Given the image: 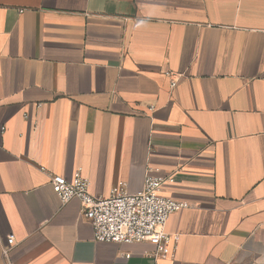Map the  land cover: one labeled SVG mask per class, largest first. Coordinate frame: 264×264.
<instances>
[{
	"label": "crops",
	"instance_id": "crops-1",
	"mask_svg": "<svg viewBox=\"0 0 264 264\" xmlns=\"http://www.w3.org/2000/svg\"><path fill=\"white\" fill-rule=\"evenodd\" d=\"M77 171L171 177L175 255L96 241ZM0 264H264V0H0Z\"/></svg>",
	"mask_w": 264,
	"mask_h": 264
},
{
	"label": "built area",
	"instance_id": "built-area-1",
	"mask_svg": "<svg viewBox=\"0 0 264 264\" xmlns=\"http://www.w3.org/2000/svg\"><path fill=\"white\" fill-rule=\"evenodd\" d=\"M166 181L173 179L149 172L141 191L129 193L124 183H120L107 196L92 194L88 179L80 171L71 180L63 175H53L51 183L63 204L75 198L80 200L83 216L91 222L96 241L148 242L156 246L155 257H173L180 235L168 233L166 224L185 203L162 195L161 188ZM15 240L14 235L8 236L5 251L15 245Z\"/></svg>",
	"mask_w": 264,
	"mask_h": 264
}]
</instances>
